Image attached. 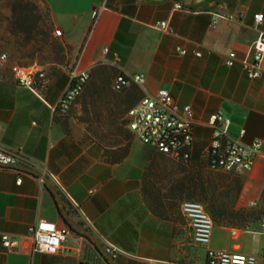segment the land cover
I'll list each match as a JSON object with an SVG mask.
<instances>
[{"label":"crops","instance_id":"crops-1","mask_svg":"<svg viewBox=\"0 0 264 264\" xmlns=\"http://www.w3.org/2000/svg\"><path fill=\"white\" fill-rule=\"evenodd\" d=\"M174 3L90 0L80 14L61 7L57 18L48 9L67 49L61 63L32 65L46 75L43 100L18 84L15 64L0 54V148L22 152L21 172L0 168V264H206L207 250L254 256L264 264L259 227L214 225L209 244L196 247L184 218H177L180 210L147 204L144 183L166 155L128 130L127 112L137 101L126 90L111 89L108 96L85 90L68 115L55 114L73 70L90 72L102 64L142 74L144 92L166 89L177 105L190 106L196 123L192 159L203 155L212 132L208 118L216 112L229 120L230 139L244 145L261 140L252 170L241 175L238 202L250 205L256 198L249 195L264 186V57L262 77L255 80L246 77L240 61L264 33V0H212L211 6L181 10ZM257 13L263 15L259 31L253 25ZM214 14L223 18L214 20ZM78 15L84 18L80 25L70 18ZM158 21H167L173 33L155 29ZM176 47L187 53L176 55ZM230 51L237 60L227 68ZM39 219L68 229L57 254H31L27 228ZM3 236L15 244L4 248ZM107 247L116 250L115 259L105 254Z\"/></svg>","mask_w":264,"mask_h":264},{"label":"built area","instance_id":"built-area-1","mask_svg":"<svg viewBox=\"0 0 264 264\" xmlns=\"http://www.w3.org/2000/svg\"><path fill=\"white\" fill-rule=\"evenodd\" d=\"M175 10H181L184 6L176 2ZM93 14V18L95 17ZM223 18L218 14L213 19ZM229 16L228 20H233ZM253 25L259 31L263 23V15H253ZM154 28L165 33L172 34L173 30L167 21L154 23ZM54 36L62 38L63 33L59 29L54 30ZM252 52L249 56L240 61L242 70L250 80L262 77V61L264 57V33L259 32L256 44L251 46ZM103 52H107L104 49ZM186 49L176 47L175 54L184 56ZM200 57V52H193ZM6 54L1 59H6ZM237 58L234 51H230L224 58V65L227 68L233 67ZM13 74L20 86L27 88L40 100H43L47 79L43 70L32 67H21L14 65ZM89 79V71L73 70L69 73L68 83L62 92L56 107L55 113L60 116L69 114L72 105L81 96L84 86ZM145 77L142 74L128 75L118 72L112 79L111 88L119 92L131 86H136L142 91L139 101L127 112V128L134 138L144 145L150 146L159 153L174 160L187 162L190 159L193 131L195 121L190 106L179 107L171 94L166 89H159L154 93H146L143 90ZM208 126L211 128V138L204 151L203 156L207 158L211 167L223 172L242 175L250 172L260 152L262 142L259 139L253 140L250 144L244 145L234 141L228 136L229 120L221 113L216 112L208 118ZM243 134V131L240 135ZM21 150L7 151L0 148V168L21 172ZM21 183L19 177L16 181ZM254 206V202L250 203ZM180 214L186 221L190 230L191 243L196 247H206L211 238L214 223L203 206L198 202L184 201L180 205ZM69 231L65 226H59L51 222L39 219L36 223L27 228V237L31 240V254H57ZM259 233L264 238V219L262 220ZM15 244L7 236L2 237V245L9 249ZM105 254L111 259L116 258V250L112 247L105 248ZM32 264V263H30ZM206 264H256V258L238 253L226 251H206Z\"/></svg>","mask_w":264,"mask_h":264},{"label":"trees","instance_id":"trees-1","mask_svg":"<svg viewBox=\"0 0 264 264\" xmlns=\"http://www.w3.org/2000/svg\"><path fill=\"white\" fill-rule=\"evenodd\" d=\"M174 1L181 3L178 0ZM8 7L11 12V17L8 20V29L11 34L19 33L29 39H32L35 34H40L38 25L42 16L36 13L38 11L36 4L29 0H8ZM184 7L197 8L198 6ZM207 9L205 8L204 11L208 12ZM44 18L48 22L50 30H53L48 8H46ZM117 73L118 71L114 67L108 65L99 64L95 66L89 72V79L84 86L83 92L88 89V83L94 79L98 83L103 82L104 79L108 83L111 80L110 89H112L111 82ZM130 89L134 93V97L132 98L138 102L143 94L142 91L136 86H131L125 90ZM55 114L60 115L58 112ZM126 152L127 149L124 150V154ZM176 161L181 164H189L190 168L182 170L181 178L172 181L168 188V195L165 196L159 190H154L152 187L148 188L149 184L147 181L144 183L145 199L147 204L153 207V210L166 209L175 211L178 207L180 210L182 202L193 201L203 204L205 211L211 217L215 226L237 229L260 227L264 212H255L251 208L236 207V202L243 186L241 175L212 168L207 158L203 155L199 160L192 159L190 156L187 162ZM146 188L149 190H146Z\"/></svg>","mask_w":264,"mask_h":264},{"label":"rangeland","instance_id":"rangeland-1","mask_svg":"<svg viewBox=\"0 0 264 264\" xmlns=\"http://www.w3.org/2000/svg\"><path fill=\"white\" fill-rule=\"evenodd\" d=\"M36 4L38 15L42 16L41 21L38 25L39 35H34L32 39L25 37L22 34H11L9 32L8 20L11 17V12L8 7V0H0V54H7L11 63L21 66L30 67L34 64L37 66H45L51 63H61L66 55L67 47L61 38L54 36V29L50 30L48 22L44 18L46 8H48L51 14L57 16L61 7L67 6L69 13H81L83 6L86 5L90 0H29ZM97 1V0H96ZM71 19H77L78 25L83 23L84 18L82 16L70 17ZM69 18V19H70ZM70 19V20H71ZM215 23V22H214ZM110 81L109 83L104 79L103 82H97L94 80L88 83L87 93L91 91L101 92V96H108L110 94ZM127 94L134 97L133 91L126 90ZM113 93V92H112ZM122 93V92H121ZM115 95V93H113ZM116 98L119 97L118 94L115 95ZM181 107L180 105H178ZM107 133L113 132L110 129L104 128ZM99 133H103V130H99ZM104 133V134H107ZM112 134V133H111ZM104 139L105 147H112V140L107 137H102ZM157 168L152 173H148V187H152L154 190H159L161 194L168 195V188L170 187L173 180L181 178L182 170H188L190 168L189 164H181L180 162L173 160L167 156H160L157 162ZM223 173V172H221ZM243 189V188H242ZM242 191V190H241ZM241 194V193H240ZM250 198H256L253 200L254 206H245L244 202H236V207L238 208H251L255 212H264V186L261 188L260 193H252L249 195ZM239 199V198H238ZM199 203V202H198ZM201 204V203H200ZM203 206V204H201ZM204 208V206H203ZM179 210V207L177 208ZM177 210L174 212L177 214ZM180 214V213H179ZM178 219H182L181 215H177ZM264 219V215L262 216ZM182 221H184L182 219ZM185 230L189 231V228L184 221ZM237 229V228H231ZM256 229V228H255ZM254 257V256H253Z\"/></svg>","mask_w":264,"mask_h":264},{"label":"water","instance_id":"water-1","mask_svg":"<svg viewBox=\"0 0 264 264\" xmlns=\"http://www.w3.org/2000/svg\"><path fill=\"white\" fill-rule=\"evenodd\" d=\"M147 1L155 2V3H161V2H163L165 0H147ZM178 1H180L181 4L184 5V6H198V5H203V4H206V3H209V6L212 5V0H178Z\"/></svg>","mask_w":264,"mask_h":264}]
</instances>
